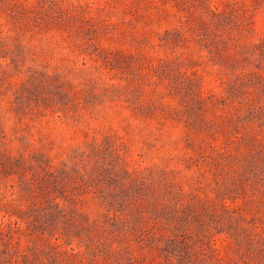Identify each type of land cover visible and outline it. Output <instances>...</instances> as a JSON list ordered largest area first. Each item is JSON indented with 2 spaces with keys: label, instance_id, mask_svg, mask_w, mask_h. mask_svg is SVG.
<instances>
[{
  "label": "rangeland",
  "instance_id": "rangeland-1",
  "mask_svg": "<svg viewBox=\"0 0 264 264\" xmlns=\"http://www.w3.org/2000/svg\"><path fill=\"white\" fill-rule=\"evenodd\" d=\"M0 264H264V0H0Z\"/></svg>",
  "mask_w": 264,
  "mask_h": 264
}]
</instances>
